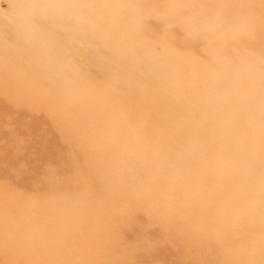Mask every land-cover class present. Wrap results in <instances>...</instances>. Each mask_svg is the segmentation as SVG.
<instances>
[{
    "label": "rangeland",
    "instance_id": "374dc122",
    "mask_svg": "<svg viewBox=\"0 0 264 264\" xmlns=\"http://www.w3.org/2000/svg\"><path fill=\"white\" fill-rule=\"evenodd\" d=\"M0 264H264V0H0Z\"/></svg>",
    "mask_w": 264,
    "mask_h": 264
}]
</instances>
